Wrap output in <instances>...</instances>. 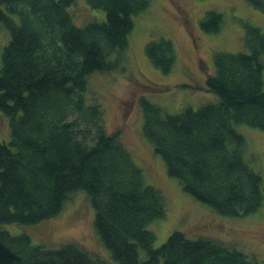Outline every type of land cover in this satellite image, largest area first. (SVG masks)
Returning a JSON list of instances; mask_svg holds the SVG:
<instances>
[{
  "label": "trees",
  "instance_id": "obj_1",
  "mask_svg": "<svg viewBox=\"0 0 264 264\" xmlns=\"http://www.w3.org/2000/svg\"><path fill=\"white\" fill-rule=\"evenodd\" d=\"M104 21L74 22L75 0H0L10 39L2 52L0 111L11 140L0 141V264H264L244 250L174 229L155 246L152 224L166 219L164 192L146 179L120 131L109 132L105 110L89 89L94 73L127 72L134 17L152 0H86ZM264 11V0H247ZM17 16V17H16ZM222 12L199 21L219 32ZM246 51H214L206 88L218 101L168 113L141 99L143 134L184 192L216 213L244 217L264 206V176L240 125L264 129V29L245 22ZM162 72L177 63L173 39L145 46ZM186 85V84H184ZM87 194L94 228L112 261L77 243L34 244L8 224H35L60 214L75 192Z\"/></svg>",
  "mask_w": 264,
  "mask_h": 264
},
{
  "label": "rangeland",
  "instance_id": "obj_2",
  "mask_svg": "<svg viewBox=\"0 0 264 264\" xmlns=\"http://www.w3.org/2000/svg\"><path fill=\"white\" fill-rule=\"evenodd\" d=\"M210 9L224 15L219 32H204L199 25L201 17ZM69 10L77 25L106 18L104 9L93 8L86 0H75ZM245 22L264 29V11L247 0H152L147 11L134 17L127 72L89 76V89L97 93L103 104L107 130L121 132L148 182L166 195L168 215L151 226L156 233L155 246L161 245L174 229H178L188 238L210 237L264 261V206L244 217L216 213L184 192L179 182L168 174L166 164L144 137L142 129V97L159 104L168 113L218 101V96L205 85L208 74L215 71L213 53L246 51ZM161 35L171 37L177 49V63L169 73L154 66L145 51L147 42ZM9 39L8 29L0 22V70L2 52ZM238 129L247 138L248 152L257 157L252 165L264 176V129L247 125H240ZM10 140V117L0 111V141ZM94 216L87 194L78 191L57 216L35 224L12 223L4 228L13 234L27 233L34 244L47 248L74 242L91 254L112 261L110 251L95 231Z\"/></svg>",
  "mask_w": 264,
  "mask_h": 264
}]
</instances>
